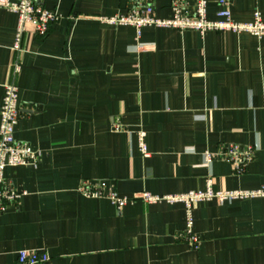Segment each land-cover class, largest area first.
I'll return each instance as SVG.
<instances>
[{
    "label": "crops",
    "instance_id": "crops-1",
    "mask_svg": "<svg viewBox=\"0 0 264 264\" xmlns=\"http://www.w3.org/2000/svg\"><path fill=\"white\" fill-rule=\"evenodd\" d=\"M150 1L159 18L173 16L172 0ZM229 2L233 20L255 11L264 20V0ZM42 3L60 19L43 36L28 24L19 51L18 15L0 8V105L16 84L15 137L37 154L5 170L21 197L0 215V264H16L23 249L45 250L47 264H264V197L195 203L197 247L180 237L183 202L143 199L205 190L209 178L215 190L264 186V37L162 26L138 36L101 19L133 0ZM218 10L207 0L209 19ZM229 144L255 149L243 173L223 157L204 159ZM85 179L131 201L119 209L84 196Z\"/></svg>",
    "mask_w": 264,
    "mask_h": 264
},
{
    "label": "built area",
    "instance_id": "built-area-1",
    "mask_svg": "<svg viewBox=\"0 0 264 264\" xmlns=\"http://www.w3.org/2000/svg\"><path fill=\"white\" fill-rule=\"evenodd\" d=\"M0 8L15 12L18 15V26L14 40V50L19 51L22 39L28 24L34 26L39 35L48 33L50 26L60 19V14L46 8L42 0H0ZM171 8L173 16L159 18L156 16L154 5L150 0H133L131 7L126 13L116 14L110 17H102V21L113 25H132L137 29L140 36L141 30L146 26L175 27L181 30L193 29L204 33L208 30L232 31L236 33L247 32L259 38L264 37V20L259 11L254 12L253 20L249 22H237L232 18L229 0H219L218 18L211 20L207 17V0H195V7L190 11L187 0H172ZM15 72L20 71V65L15 64ZM19 91L14 83L5 85L2 104L0 105V215L11 205L18 202L21 193L12 183L6 179L5 170L9 166H29L37 161L34 148L27 142L20 141L15 137V128L20 118L18 106ZM121 125L117 124L116 129ZM140 149L144 156H148L146 132L138 134ZM255 149L252 146L239 144L223 145L216 152L206 151L204 159L211 163L215 157H223L231 162L235 172L243 173L254 158ZM78 191L87 197L107 196L117 205L123 208L129 198L120 197L116 190L99 180H82ZM264 197V186L254 189L215 190L213 180L207 181L205 190H191L184 194L152 196L144 194L146 201L166 199L170 202H183L186 205L187 226L180 237L187 240L193 246L200 244L199 237L193 231L192 207L195 203L217 198L220 201ZM50 259L45 250H19L16 264H47Z\"/></svg>",
    "mask_w": 264,
    "mask_h": 264
}]
</instances>
